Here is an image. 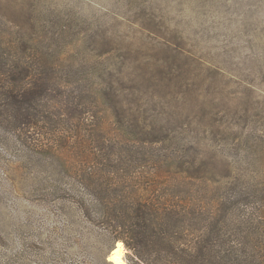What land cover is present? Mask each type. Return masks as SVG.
<instances>
[{
  "label": "rangeland",
  "instance_id": "obj_1",
  "mask_svg": "<svg viewBox=\"0 0 264 264\" xmlns=\"http://www.w3.org/2000/svg\"><path fill=\"white\" fill-rule=\"evenodd\" d=\"M4 60L91 106L131 164L170 169L164 199L193 190L264 217V0H0V72ZM144 132L163 143L136 142ZM72 175L0 122V264H137Z\"/></svg>",
  "mask_w": 264,
  "mask_h": 264
},
{
  "label": "trees",
  "instance_id": "obj_2",
  "mask_svg": "<svg viewBox=\"0 0 264 264\" xmlns=\"http://www.w3.org/2000/svg\"><path fill=\"white\" fill-rule=\"evenodd\" d=\"M14 47L25 53L31 50L26 45ZM1 67V124L15 130L35 153L50 154L64 173L72 171L92 194L96 220L124 242L137 264H264V217L258 212L236 214L234 203L208 201L193 190L186 198L169 195L170 199H164L159 184H164L170 169L164 172L153 163L147 172L145 165L131 164L130 146L113 144L105 131L91 127L98 116L91 106H83L75 97L60 101L48 93L52 78L47 73H37L38 69L18 61L4 60ZM89 133L91 140H85ZM163 141L144 132L136 142L158 146ZM130 171L135 178H130ZM184 179L200 185L209 180L219 183L213 177ZM130 186L135 189L132 194L125 191ZM108 187L130 197H113ZM232 218L234 227L224 229Z\"/></svg>",
  "mask_w": 264,
  "mask_h": 264
},
{
  "label": "bare ground",
  "instance_id": "obj_3",
  "mask_svg": "<svg viewBox=\"0 0 264 264\" xmlns=\"http://www.w3.org/2000/svg\"><path fill=\"white\" fill-rule=\"evenodd\" d=\"M123 243L118 242L117 247L112 251V256L115 258L116 261L123 259Z\"/></svg>",
  "mask_w": 264,
  "mask_h": 264
}]
</instances>
